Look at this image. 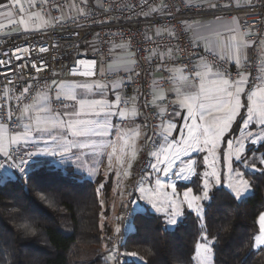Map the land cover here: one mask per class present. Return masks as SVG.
<instances>
[{
  "label": "snow or ice",
  "instance_id": "snow-or-ice-1",
  "mask_svg": "<svg viewBox=\"0 0 264 264\" xmlns=\"http://www.w3.org/2000/svg\"><path fill=\"white\" fill-rule=\"evenodd\" d=\"M11 3L19 6L20 13L27 12V17L22 15L19 20L24 30H28L29 24L33 22H39V24L50 22L46 21L39 11H29L30 8L35 7V0H27L28 8L21 4V0H11ZM208 6L216 8L218 5L209 0ZM8 7V4L0 3V8ZM156 10L152 9V11ZM7 15L11 17V11H8ZM219 19L217 17V20ZM11 23L16 21L12 20ZM185 27L193 33L192 43L199 47V42L203 41L205 51L210 52L211 56L197 57L196 62H189L190 66L187 64L169 66L165 64V59L172 58V49L169 48L166 53L154 51L151 56H155L159 61L156 64L157 69L168 73V91L172 93L173 98L169 100L160 81L153 80L152 99L145 103V106L150 103L157 110V117L160 120L153 132L157 140L148 137V141L152 143L149 155L153 160L149 164L152 172L148 173L146 180L151 183L152 173H155L156 189L169 187L172 189L173 196L166 199V206L163 208L165 223L172 228L182 223L184 205L194 212L201 222L204 220V209L200 202L209 200V190L213 184L221 183L220 174L216 169L218 146L223 145L227 148L229 173H232L233 153L235 159L241 161L245 168L251 167L258 172L264 171V156L258 158V163L262 166L258 168L255 162L249 164L248 156L245 155L247 145L264 144V66L258 69L260 74L254 77V87L250 88L251 74L239 70L242 61L245 60L244 49L249 47V42L244 39L245 33L241 31L239 22L235 18L231 23L204 24L195 28L186 24ZM160 33L161 29H157L156 34L160 35ZM169 35L175 37V33L170 30ZM119 47L126 46L119 45ZM47 50V48H41V51ZM17 59L22 57L17 56ZM4 63L0 61V64ZM78 63L87 65V70L70 68L68 70L70 75L91 77L96 74L93 70L95 60L81 59ZM135 63V60L123 59L108 65V71L114 76L110 86V91L114 94L112 101L106 99L108 93L105 89L109 87L106 84L95 81L75 83L52 80L51 83L45 82L43 88L32 97L31 103H23L24 94L29 91L25 87L23 93L15 97L17 111L14 112L11 105L12 97L9 91L5 90L2 97L3 103H0V173H4L0 175V182L7 183L13 179L11 172L13 169L23 173L24 166L28 163L26 157L36 154L60 155L67 159L75 156V160L79 162L77 166L82 167L84 163L82 156L94 157L105 154L107 149L111 148V153H108V162L111 166L112 157L117 153L116 144L95 138L112 135L113 117L120 118L121 122L136 117L137 98L123 96V79L117 76L120 72L128 73V79H131L132 74L139 76L140 73L135 72L134 69ZM226 64L237 66L235 78L228 71ZM103 74L101 72V75ZM54 86L55 95L52 94ZM77 89L83 90L80 96L77 95ZM94 90L105 98L90 99L89 96ZM53 106L65 111L63 113L54 111ZM178 116H182L179 126L174 122ZM233 125H236L238 133L235 136L230 135ZM143 127L147 128L148 124L145 123ZM139 135V126H137L135 137ZM116 136L118 140L123 141L120 148L121 155L117 157L123 165L122 157L125 150L134 149V145L130 143L132 137H129L127 132L122 133V130H119ZM226 136L229 137L227 140H225ZM41 142L46 145L45 149H38L36 153L25 151L30 144ZM76 152L80 154L76 155ZM193 152L206 154L203 158L206 170L200 177L203 192L199 196L185 192L183 200L177 202L175 185L165 183L160 178V174L162 173L164 177L171 174L185 180L195 176L197 173L194 160L186 162L187 167L177 168V161L179 160L183 165L185 161L180 158L191 156ZM131 155L135 158L134 150ZM174 168H176L175 171H173ZM94 171L95 169L89 170L90 174ZM235 176L238 177L235 182L231 175L229 176L227 187L235 199L240 200L250 190V185L243 178L242 172H235ZM143 183L142 180L139 186L142 198L148 199V203L157 212L161 211L162 208L157 202L144 196L146 189ZM258 222L260 234L254 237V246L257 248L264 245V213L260 214ZM119 231L120 229L117 228L116 232L119 233ZM212 244L213 241L209 239L206 226L202 223L201 239L196 243L193 256L196 264H212Z\"/></svg>",
  "mask_w": 264,
  "mask_h": 264
},
{
  "label": "built area",
  "instance_id": "built-area-1",
  "mask_svg": "<svg viewBox=\"0 0 264 264\" xmlns=\"http://www.w3.org/2000/svg\"><path fill=\"white\" fill-rule=\"evenodd\" d=\"M211 2L218 6L209 8V3L195 5L187 0H48L44 6L35 3V7L29 10L42 11L52 20L49 27L33 32H7L0 35V61L5 62L0 64V103H3V92L8 90L15 112V97L20 96L27 87L29 91L24 94L23 103H31L32 97L43 88L46 81L102 80L111 84L114 76L108 71V65L114 62L115 57L135 60L134 69L140 73L139 76L132 74L131 79H128L129 74L126 72L117 74L118 78L123 79V96L137 98L138 119L143 125L148 124L144 128L147 135L141 154L133 169L131 195L140 181L146 182L144 174L150 168L149 152L152 148L148 137L157 140L153 135L155 126L160 123L157 110L150 103L145 106L146 101L150 102L152 99L153 80L160 81L169 100L172 99L167 93L168 73L157 69L159 61L151 56L154 51L166 53L171 48L172 58L165 59L166 65L190 66V61L196 62L197 57L201 56L210 57L211 53L205 51L202 44L197 47L192 43L191 31L185 25L193 27L198 21L217 20V17L221 20L235 18L239 21L241 31L252 43L250 58L239 70L251 74L250 88L254 87V77L260 74L258 69L264 39V0ZM58 8L65 10L66 18H57L60 16ZM157 29H161L160 35L156 34ZM169 30L175 33V37L169 35ZM119 45L126 47L121 48ZM41 48L48 50L41 51ZM24 49L27 51H23ZM17 56L22 59H17ZM81 59L95 60V75L83 77L69 74L70 68L87 70V65L78 63ZM226 67L235 78L237 66L226 64ZM101 72L104 74L101 75ZM52 94L55 95V86ZM22 107L21 104V109ZM53 108L58 109L55 106ZM127 125V122H119L121 127ZM25 151L34 152L31 146ZM26 159L28 163L24 166L25 171L20 173L13 169L12 174L26 176L35 155ZM132 200L130 197L129 202ZM126 217L129 218L128 215ZM115 252L120 257V251L116 249Z\"/></svg>",
  "mask_w": 264,
  "mask_h": 264
},
{
  "label": "trees",
  "instance_id": "trees-1",
  "mask_svg": "<svg viewBox=\"0 0 264 264\" xmlns=\"http://www.w3.org/2000/svg\"><path fill=\"white\" fill-rule=\"evenodd\" d=\"M237 134L235 125L230 135ZM259 151L264 156V145ZM15 178L0 184V264H76L93 253L95 264H107L100 254L104 236L99 180L54 164ZM247 178L250 196L237 200L224 187L216 188L204 204L214 264H264V246L253 247L260 231L258 217L264 212V172L248 173ZM130 218L132 230L129 227L117 245L122 252L117 262L195 264L201 227L194 213L185 211L175 230H167L162 216L148 212Z\"/></svg>",
  "mask_w": 264,
  "mask_h": 264
},
{
  "label": "rangeland",
  "instance_id": "rangeland-1",
  "mask_svg": "<svg viewBox=\"0 0 264 264\" xmlns=\"http://www.w3.org/2000/svg\"><path fill=\"white\" fill-rule=\"evenodd\" d=\"M93 81H95L97 83H100V84L108 85L109 86L108 89H105V91L108 93V95L106 96V99L109 100V101L114 100V98L111 95V91H110L111 84H107V83H105L102 80H77V81L63 80L61 82L84 83V82H93ZM82 92H83L82 89H77V95L78 96H80ZM89 98L90 99H101V98H105V97H102L99 94L98 91L94 90V92L89 96ZM69 103H71V102H69ZM53 110H54V108H53ZM54 111H58L60 113H63L65 110L62 109V108H58L57 110H54ZM64 119H68V117H64ZM117 119H120V118H118V117H113L112 118V123L114 125V128L112 129V135L109 138L114 137V131L117 132V131H119L118 129H120V128H117V129L115 128ZM118 121L119 120H117V122ZM142 128L143 127L140 128V135L141 136L144 133ZM134 138H135V136H134ZM228 138L229 137L226 136L225 140H227ZM134 140H132V141L130 140V143L134 145V149L129 148V149L125 150V154L123 155L124 160L132 158L131 152L133 150L135 151L136 155L138 154V156L140 157V154H141L140 150H142V145L140 143V138L136 137V142ZM108 141H110V139ZM114 143L116 144V147H117V153L115 155V157L117 158V157H119L121 155L120 148H121V146L123 144V141L117 139L116 141H114ZM30 145L35 147V151H38V149H45L46 148V145L44 143H42V142L39 143V144H30ZM259 145L260 144H258L256 146H253V147H250L251 149L246 150V152H245V155L248 156L249 164H251L252 162H255L256 166L258 168L262 167L258 163V158L263 156V152L259 151V148L256 150V147H258ZM136 155H135V157H136ZM205 155H206L205 153L193 152L191 154V156H183V157L180 158L183 161H185V163L183 165L180 164L179 160L177 161V168L181 167V166L187 167V163L186 162L191 161V160H194L196 162L195 168H196V173L197 174L195 176H192L191 178H189L187 180L179 179V178H177V177H175V176H173L171 174L168 177H164L162 173L160 174V178L165 183L174 184L175 185V188H176L175 199H176L177 202L183 200V196H184L185 192H190L192 195H197V196L202 195L203 185H202V181H201L200 177H201L203 171L206 170V168H205V166L203 164V158H204ZM216 155H217L216 169H217V171L220 174L221 183L219 185H215V184L212 185V187L209 190V199H210L211 191H213L216 188L224 187L229 192H231V190L227 187V183H228L230 175L232 177L233 182H235V180L238 179V177L235 176V172H237V171L243 173V178L245 180H247L249 185H250V190L248 192H246L244 194V196L240 200L250 196L252 194L253 190H252L251 181L247 178V174L248 173H258V171L253 170L251 167L245 168L243 166V164L241 163V161H238V160L235 159V155L233 153V156L231 158L232 173H229V171H228V160H229V157H228V151H227L226 146H223V145L222 146H218ZM47 164H54V166L56 168H60L61 169V156L60 155L53 156V155H48V154H37V161H36L35 166L37 168H39V167L46 166ZM31 169H33V167L29 166V171ZM175 170H176V168L173 169V171H175ZM150 172H152L151 168H149V170H147L145 172V174H144V178L145 179H146L148 173H150ZM260 172H264V171H260ZM12 176L14 178L11 179V180L16 179L15 178L16 177L15 174H12ZM87 176L88 177H86V178H88L90 180L92 179V178L89 177V175H87ZM155 176H156V174L152 173V182L148 183L147 180H146V182L143 183V187H145V189H146V192L144 193V196L145 197H150L154 202L158 203V206H160L162 208V210L159 211V212H157L155 209L152 208L151 204L148 203V199L142 198V195H141V193L139 191V186L141 184V181L139 182V184L137 186V189L135 191L132 190V194L131 195L129 194L131 183L128 186V188H127V184H125L123 186V188L121 189L122 192L120 194L112 193V195H110L108 193V191L111 190V188H110V185L112 183L111 179L109 177H106V179H104L103 177H100V178L96 179V180H99L100 183H101V185L99 186V189H98V194H99V198H100L101 206H102L101 225H102V231H103V236H104V242H103L102 247L100 249V254L103 257V261H105L107 264H120V262H117V260H116V258L118 259L119 256H116L115 249L117 248V245H119V243L121 241L120 239H123L129 233V231H127V229L128 230H130V229L132 230V220H131V218L129 220V218H127L126 215L131 216L133 213H135V211L136 212H141V213L148 212L150 214L162 216L163 219H164V222H165V215H164L163 208L166 206V199L168 197H172L173 196V192H172V189L170 187L169 188H164V189H156V186H155V183H154ZM133 178H134V174H133V171H132L131 182H132ZM0 184H4V183L0 182ZM189 184H193V185L192 186H188ZM196 188L199 189L198 192L196 191ZM112 190H114V189H112ZM153 190H155V191H153ZM129 197H131L133 199L134 205H131V203H129V205H118L119 203L124 204L128 200ZM207 201H209V200L200 202L203 205L204 214H205L204 204ZM121 206H123L126 210H123L122 213H120L118 215L119 219H116V221H115V216L119 213V209L121 208ZM185 211L192 212L191 210H189L187 208L186 205H184V212ZM192 213H194V212H192ZM194 215H195L197 221L199 222L200 227H201L202 223L204 225V220L201 222V220L198 219V217L196 216L195 213H194ZM182 218L183 217H181V219ZM103 219H104V222L106 221L108 224L106 222L104 223ZM258 225H259V222H258ZM129 227H130V229H129ZM176 227L175 228L169 227L165 223V228L167 230H175ZM117 228H119L120 231H119L118 234H114L113 232ZM259 230H260V226H259ZM259 234H260V231H259ZM263 246L264 245L260 246L259 248L255 247V246H253V247H254L255 250H258V249L262 248ZM94 256H96V254H94V253L90 254V255L83 256V257H81V258L76 260V264H95L94 263V260H95ZM213 257H214V252H213V255H212V264H214ZM195 264H196V261H195Z\"/></svg>",
  "mask_w": 264,
  "mask_h": 264
},
{
  "label": "crops",
  "instance_id": "crops-1",
  "mask_svg": "<svg viewBox=\"0 0 264 264\" xmlns=\"http://www.w3.org/2000/svg\"><path fill=\"white\" fill-rule=\"evenodd\" d=\"M47 1L48 0H46V2H45V0H35V3L44 6V5H46ZM187 1L189 3L195 4V5H205V4L209 3V0H187ZM0 3H4V4L9 5V7L7 9L0 8V13H4V15H0V35L5 34L7 32H23V33L33 32V31H37V30L47 28L51 25L52 20L50 18H47L42 11H39L41 13L42 17L46 21H50V22L47 24H39V22H33V23L29 24L28 30H24V27H23V25H21L19 23V20H20L22 15L26 18L27 12H25L23 14L20 13L19 6L12 4L11 0H0ZM21 4H23L25 8H28L27 0H21ZM8 11H11V13H12L11 17H9L7 15ZM58 11L60 13V16L57 17L59 20L66 18V13H65V10L63 8H58ZM12 20H15L16 23H11ZM232 20L233 19L198 21L197 23H195L193 28L197 27L198 25H204V24L231 23ZM236 20L238 21V19H236ZM191 34L193 37L192 32H191ZM221 39H223V38H221ZM244 39L249 42V47L244 49L245 60L242 61V65L245 64L249 60L250 55H251V49H252V43L248 39L247 35L244 36ZM199 44H202L205 47L203 41H200ZM123 59L124 58H119L116 56L114 61L123 60ZM262 66H264V39L262 41L261 48H260V67H262ZM167 93L173 98L172 93L170 91H167ZM111 95L114 98V94L112 92H111ZM181 118H182V116H178L176 118V120L174 121L178 126L180 125ZM117 120H119V121L117 122ZM117 120H116L115 128L116 129L120 128L118 130H122V133L127 132L129 137H132L131 141L135 139L134 141L136 142V137L134 138L135 130H136L137 126H139V131H140V128L143 127V124L138 119V114L136 115V117L134 119L129 118L127 121L124 120V122H127V124H128L127 126H123V127L119 126V122H121V120L120 119H117ZM237 122H239V121H237ZM234 126L235 125H233V127ZM142 129H143L144 133L142 136L139 135L141 145H142L144 138H145V129H144V127ZM116 133L117 132L114 131V137H111V138H109V137H106V138L105 137L104 138L96 137L95 139H97V140L103 139L104 141H108L110 139V141L114 142L117 140L116 139L117 136L115 135ZM173 136H175V133H173ZM261 145H264V144H260L258 147H256V150ZM31 147H33L34 153H36L37 151H35V147L34 146H31ZM250 147H253V146L248 145L247 150L251 149ZM84 151H87V150H84ZM108 153H111V148H108L107 152L105 154L96 155L94 157L93 156H82L81 159L84 162L82 167L77 166L79 162L75 160V156H73L72 159H67L66 157L61 156V168L72 167L77 173L83 175L85 178L88 177L87 175H89V177L92 178L91 181H98L96 179H98L100 177H103L104 179H106V177H109L111 179L112 183L110 185L111 190H109L108 193L110 195H112V193L120 194L122 192L121 189L123 188V186L125 184H127V188L130 185L131 177H132V171H133L135 165L137 164V162L139 160V156L137 154L135 158L132 157V158H129L126 160H124V157H123V160L125 161L123 163V165H121V163L119 162V159H117L115 156H113L111 166H110L109 162H108ZM79 154H80L79 152H76V155H79ZM152 160H153V158L151 157V161ZM36 161H37V154L35 155V159L33 160V163L30 165L33 167V169L34 168L37 169V167L35 166ZM39 168H41V167H39ZM90 169H95L94 173L90 174V172H89ZM86 179H88V178H86ZM98 189H99V187H98ZM112 189H114V190H112ZM129 194H130V191H129ZM129 199H130V197L128 198V200L124 204L119 203L118 205H129V203H131V205H134V201L132 200V202H129ZM123 210H126V209L123 206H121V208L119 209V213L115 216V221H116V219H119L118 215L120 213H122ZM103 222H104V219H103ZM113 233L118 234L116 232V229L114 230Z\"/></svg>",
  "mask_w": 264,
  "mask_h": 264
}]
</instances>
